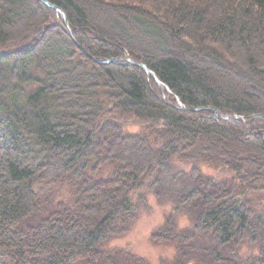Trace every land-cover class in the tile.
Here are the masks:
<instances>
[{"label": "trees", "instance_id": "1", "mask_svg": "<svg viewBox=\"0 0 264 264\" xmlns=\"http://www.w3.org/2000/svg\"><path fill=\"white\" fill-rule=\"evenodd\" d=\"M8 45L0 264H151L110 246L151 193L163 264H264V0H0Z\"/></svg>", "mask_w": 264, "mask_h": 264}, {"label": "rangeland", "instance_id": "2", "mask_svg": "<svg viewBox=\"0 0 264 264\" xmlns=\"http://www.w3.org/2000/svg\"><path fill=\"white\" fill-rule=\"evenodd\" d=\"M103 19H106L103 16ZM14 46H4L0 47V54L3 52H8ZM162 87L161 83L159 84ZM162 89H164L162 87ZM181 168L185 171H189L192 167L187 165L176 164L175 169ZM202 169L210 175H216L217 172L202 167ZM222 175V174H221ZM163 191L165 192V197L162 201H168L170 196L174 195L176 190L184 187V180L178 178L174 183L167 182L163 186ZM67 190L65 188H58V200H66ZM150 209L144 211L139 220L133 225L131 231L124 237L114 239L110 242V246L114 248L129 249L134 254L141 256L148 260L151 264H163L166 260L171 259L175 254V247L167 245H154L150 241L151 234L164 224L165 219L168 214L172 211L171 203H161L154 193H151L148 197ZM181 227H188L190 221L181 216L179 218ZM250 249L245 247L242 249V255H248Z\"/></svg>", "mask_w": 264, "mask_h": 264}, {"label": "water", "instance_id": "3", "mask_svg": "<svg viewBox=\"0 0 264 264\" xmlns=\"http://www.w3.org/2000/svg\"><path fill=\"white\" fill-rule=\"evenodd\" d=\"M44 3H45L47 6L52 7V8H54L55 10H57V11L62 15L65 24L68 25V23H67V19H66V16H65V13H64L60 8H58V7L54 6V5H52L51 3L47 2V1H44ZM69 36H72V33H71V32H69ZM115 61H116V60H109V61L100 62V63H101V64H109V63H111V62H115ZM127 61H128L129 64H131V65H135V66H137L139 69L145 71V73H146L149 77L152 76V77L156 80V83H157L158 85L160 84V82L157 80V78L153 75V73L148 69V67H147L146 65L141 64V63H137V62H134V61H131V60H127ZM180 109H182V110H189V109H186L185 107H181ZM199 110H201V109H200V108H198V109H190V111H192V112H197V111H199ZM215 111L217 112V110H215ZM257 117H261V116H257ZM236 119H237V117H236Z\"/></svg>", "mask_w": 264, "mask_h": 264}]
</instances>
